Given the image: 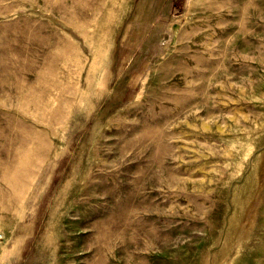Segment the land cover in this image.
Returning <instances> with one entry per match:
<instances>
[{
    "label": "rangeland",
    "instance_id": "obj_1",
    "mask_svg": "<svg viewBox=\"0 0 264 264\" xmlns=\"http://www.w3.org/2000/svg\"><path fill=\"white\" fill-rule=\"evenodd\" d=\"M0 0V264H264V0Z\"/></svg>",
    "mask_w": 264,
    "mask_h": 264
},
{
    "label": "crops",
    "instance_id": "obj_2",
    "mask_svg": "<svg viewBox=\"0 0 264 264\" xmlns=\"http://www.w3.org/2000/svg\"><path fill=\"white\" fill-rule=\"evenodd\" d=\"M168 1H171V0H159L158 5H154L153 7H151L152 8L151 10L155 13H157L159 11H161V12L168 11V7L166 8V4ZM170 6L173 7V3Z\"/></svg>",
    "mask_w": 264,
    "mask_h": 264
},
{
    "label": "trees",
    "instance_id": "obj_3",
    "mask_svg": "<svg viewBox=\"0 0 264 264\" xmlns=\"http://www.w3.org/2000/svg\"><path fill=\"white\" fill-rule=\"evenodd\" d=\"M174 9H182V5L179 4V0H172Z\"/></svg>",
    "mask_w": 264,
    "mask_h": 264
}]
</instances>
